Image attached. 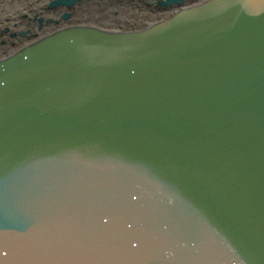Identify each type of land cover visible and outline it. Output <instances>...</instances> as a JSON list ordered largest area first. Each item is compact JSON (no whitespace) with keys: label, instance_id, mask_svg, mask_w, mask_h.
Masks as SVG:
<instances>
[{"label":"water","instance_id":"water-1","mask_svg":"<svg viewBox=\"0 0 264 264\" xmlns=\"http://www.w3.org/2000/svg\"><path fill=\"white\" fill-rule=\"evenodd\" d=\"M0 264H264V0L0 57Z\"/></svg>","mask_w":264,"mask_h":264},{"label":"rangeland","instance_id":"rangeland-1","mask_svg":"<svg viewBox=\"0 0 264 264\" xmlns=\"http://www.w3.org/2000/svg\"><path fill=\"white\" fill-rule=\"evenodd\" d=\"M45 1V2H44ZM47 0H0V56L6 54L10 50L19 48V41L15 37L8 36V32H3L4 28L9 29V31H15L22 27L25 23V18H22L21 15L25 14L32 16L34 12H39L44 16L57 15L58 8L44 9ZM99 2L91 3H82L79 6L74 7L72 13L79 14L74 18H71L73 21L78 23L93 24L103 27H111L115 25V19H121L128 17L133 18L143 16V19L150 21L158 17H162L164 14L161 12L152 13L149 9H145L144 6H141L144 11H139L140 9L136 7L134 11L132 8L129 9L128 13L119 8L120 4L123 2L121 0H98ZM197 1V0H194ZM80 7V8H79ZM154 11V10H153ZM26 12V13H25ZM28 13V14H27ZM132 13L133 15H129ZM14 17L15 20L14 26L11 27L10 20L8 17ZM128 16V17H127ZM119 23V22H117ZM54 27L51 24L48 27L41 29V32H46L51 30ZM9 39V40H7Z\"/></svg>","mask_w":264,"mask_h":264},{"label":"bare ground","instance_id":"bare-ground-1","mask_svg":"<svg viewBox=\"0 0 264 264\" xmlns=\"http://www.w3.org/2000/svg\"><path fill=\"white\" fill-rule=\"evenodd\" d=\"M121 1H123V0H121ZM45 2V1H44ZM84 2H86V3H91L92 2V4L94 3V2H99L98 0H91V1H85V0H79V1H75L74 2V4H72L71 5V7L73 6V5H75V4H77L78 3V5L77 6H79V5H81L82 3H84ZM189 1L188 0H183V2H182V4L181 5H179V6H184V5H186V3H188ZM45 5L47 6V3H45ZM45 5H43V7L45 6ZM179 6H175V7H172V8H167V7H165V8H161V9H163V11L161 10V9H157V8H155L154 7V12H157L158 10H159V12H161V14H164L162 17H166L167 15H169L170 13H172L173 11H175L176 9H178V7ZM61 8V9H68V8H66L64 5H56V6H53V7H49V9H51V8ZM70 8V7H69ZM80 8V7H79ZM166 9H168V10H166ZM26 13V12H25ZM34 13H37V14H39V12H34ZM33 13V14H34ZM28 14V13H27ZM33 14H32V16H28V15H25V14H23V15H21V17L22 18H25V23H23V25H22V27L21 28H19L18 30H15L14 32H18V31H23V30H28L29 28V25H30V21H31V18L33 17ZM77 15H79L78 13H77ZM74 18V17H73ZM8 19L10 20L9 22H10V24H11V27L12 26H14V24H15V20H17L16 18L14 19V17H8ZM64 21H63V24H60V25H54V27L51 29V30H54V29H56V28H58V27H63V26H66V25H72V24H80V23H78V22H75V21H73L72 19H68V16L66 17V18H62ZM118 19H115V21H117ZM132 20V19H131ZM130 21V20H129ZM48 23H51V22H48ZM83 24V23H82ZM93 25V24H92ZM4 33L5 32H9V29H7L6 28V30L5 31H3ZM46 33H48V31H46L44 34H46ZM32 34H34V37H32L31 36V33H30V30H28V32L27 33H25V34H23V35H19V34H16V35H14V36H10V37H15L18 41H19V46H22V45H24V44H26V43H28V42H30L31 40H33V39H35V38H37V37H40V36H42V35H44V34H42V35H39V34H36V33H32ZM24 37V38H23ZM7 40H9V39H7ZM17 49V48H16ZM13 50H15V49H13ZM10 51H12V50H10ZM9 51V52H10Z\"/></svg>","mask_w":264,"mask_h":264},{"label":"flooded vegetation","instance_id":"flooded-vegetation-1","mask_svg":"<svg viewBox=\"0 0 264 264\" xmlns=\"http://www.w3.org/2000/svg\"><path fill=\"white\" fill-rule=\"evenodd\" d=\"M78 5V3L77 4H75V5H73L72 7H70V8H68V9H61V8H59L58 7V12H57V15L55 16V15H49V16H44V15H42V14H37V13H34L33 14V17L31 18V23H30V25H29V29L28 30H30V33L32 34V33H36V34H39V35H42V34H44L45 32H41V29H43V28H45V27H48V26H50L51 24H53V25H60V24H63V19H62V17H61V13H63V12H68V19H71V18H73V17H75L77 14H74V13H72V10L74 9V7H76ZM44 9H49V8H47V7H43ZM38 16H41L42 17V19H45L46 17H50L53 21L51 22V23H48V22H44L43 20H42V23H41V25H40V27H37V22H36V19H37V17ZM24 38V37H23Z\"/></svg>","mask_w":264,"mask_h":264}]
</instances>
